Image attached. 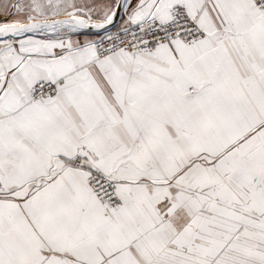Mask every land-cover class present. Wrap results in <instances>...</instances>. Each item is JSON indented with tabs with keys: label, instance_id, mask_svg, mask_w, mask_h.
Returning <instances> with one entry per match:
<instances>
[{
	"label": "snow or ice",
	"instance_id": "snow-or-ice-1",
	"mask_svg": "<svg viewBox=\"0 0 264 264\" xmlns=\"http://www.w3.org/2000/svg\"><path fill=\"white\" fill-rule=\"evenodd\" d=\"M0 264H264V0H0Z\"/></svg>",
	"mask_w": 264,
	"mask_h": 264
}]
</instances>
